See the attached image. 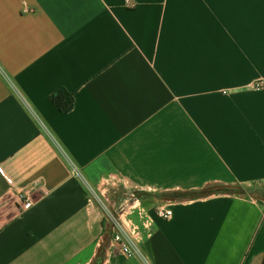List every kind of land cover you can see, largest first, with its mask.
<instances>
[{
  "label": "crops",
  "instance_id": "0c3cea01",
  "mask_svg": "<svg viewBox=\"0 0 264 264\" xmlns=\"http://www.w3.org/2000/svg\"><path fill=\"white\" fill-rule=\"evenodd\" d=\"M0 264H264V0H0Z\"/></svg>",
  "mask_w": 264,
  "mask_h": 264
},
{
  "label": "built area",
  "instance_id": "2783aa9c",
  "mask_svg": "<svg viewBox=\"0 0 264 264\" xmlns=\"http://www.w3.org/2000/svg\"><path fill=\"white\" fill-rule=\"evenodd\" d=\"M97 204L101 209L103 215V222L109 230L113 244L116 249L126 256L139 255L140 249L136 242V229H133L130 225H126L122 218H120L110 208L103 205V203L97 199ZM31 206L30 201L22 203V209L27 210ZM154 215L157 218L168 220L172 217L173 212L167 205L157 206L154 209Z\"/></svg>",
  "mask_w": 264,
  "mask_h": 264
},
{
  "label": "trees",
  "instance_id": "16d2710c",
  "mask_svg": "<svg viewBox=\"0 0 264 264\" xmlns=\"http://www.w3.org/2000/svg\"><path fill=\"white\" fill-rule=\"evenodd\" d=\"M55 106L64 113H68L73 109L74 100L72 94L65 91H57L50 97Z\"/></svg>",
  "mask_w": 264,
  "mask_h": 264
},
{
  "label": "rangeland",
  "instance_id": "374dc122",
  "mask_svg": "<svg viewBox=\"0 0 264 264\" xmlns=\"http://www.w3.org/2000/svg\"><path fill=\"white\" fill-rule=\"evenodd\" d=\"M91 193H92V196L94 197L95 201H97L96 197L94 196V192H91ZM241 194H243V193H241ZM98 206H99V204H98Z\"/></svg>",
  "mask_w": 264,
  "mask_h": 264
}]
</instances>
